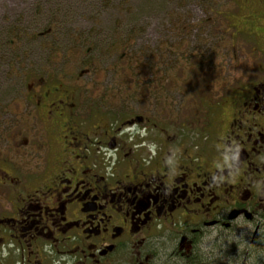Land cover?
I'll return each instance as SVG.
<instances>
[{"label": "flooded vegetation", "instance_id": "1", "mask_svg": "<svg viewBox=\"0 0 264 264\" xmlns=\"http://www.w3.org/2000/svg\"><path fill=\"white\" fill-rule=\"evenodd\" d=\"M242 2L264 26V0ZM260 63L220 101L197 73L209 128L193 137L113 127L74 85L26 76L24 109L0 118V264H218L237 235L264 245Z\"/></svg>", "mask_w": 264, "mask_h": 264}, {"label": "rangeland", "instance_id": "2", "mask_svg": "<svg viewBox=\"0 0 264 264\" xmlns=\"http://www.w3.org/2000/svg\"><path fill=\"white\" fill-rule=\"evenodd\" d=\"M261 21L242 0H0V118L24 109L26 76L50 75L113 127L142 116L208 132L195 77L220 101L264 70ZM216 250L218 264H264V245L240 235Z\"/></svg>", "mask_w": 264, "mask_h": 264}, {"label": "trees", "instance_id": "3", "mask_svg": "<svg viewBox=\"0 0 264 264\" xmlns=\"http://www.w3.org/2000/svg\"><path fill=\"white\" fill-rule=\"evenodd\" d=\"M124 56V55H123Z\"/></svg>", "mask_w": 264, "mask_h": 264}]
</instances>
